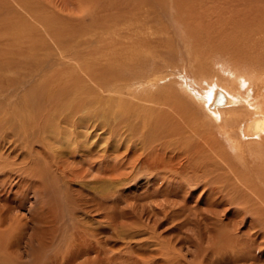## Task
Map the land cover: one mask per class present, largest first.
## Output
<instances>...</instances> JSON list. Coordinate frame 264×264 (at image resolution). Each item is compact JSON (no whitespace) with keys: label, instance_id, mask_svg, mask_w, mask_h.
<instances>
[{"label":"rangeland","instance_id":"rangeland-1","mask_svg":"<svg viewBox=\"0 0 264 264\" xmlns=\"http://www.w3.org/2000/svg\"><path fill=\"white\" fill-rule=\"evenodd\" d=\"M125 1L0 0L1 249H17L23 261L31 264H234L231 259L235 253L239 256L238 251L215 249L229 242L231 233L238 236L237 246L249 257L235 264H264V201H231L226 187L220 191L219 181L206 176L215 168H199L201 162L190 165L188 150L174 153L182 150L169 148L168 142L180 141L171 131L162 130L163 135L160 131V139L149 137L152 144L145 150L139 145L129 152L122 145L116 148L112 127L127 134L126 124L132 126L135 119L134 125L141 127L143 122L129 110V102L135 100L123 90L131 72L125 70L127 76L113 80L111 72L99 75L111 71L112 64L117 66L128 50L108 43L112 35L129 34L131 21L123 17L124 12L115 20L105 19L109 9L121 10ZM198 1L181 0L185 5ZM232 1L222 10L224 17L233 10L237 17L249 19L251 12L258 15L264 10V0ZM151 3L143 10L153 11ZM147 21L144 29L151 28L153 33L137 51L145 58L147 52L151 54L162 69L170 65L163 70L169 74L171 66L185 63L174 52L180 45L176 40L170 47L156 43L175 36L174 25L166 18ZM107 82L118 87L101 91L98 86ZM57 96L61 100L80 96L90 103L76 112L64 103L54 106L51 102ZM178 97L199 114L197 121L217 133V123L198 104L183 92ZM91 114L100 119L95 141L87 143L86 137L77 139L76 134L86 130L76 126L74 119ZM193 133L187 138L191 143L199 139ZM135 139L139 141L140 136ZM152 145L164 151L165 159L176 155L174 160L182 159L187 167L175 171L162 167L160 172L161 168L133 167V161L145 158ZM225 225L227 231H220ZM46 254L52 257L49 261Z\"/></svg>","mask_w":264,"mask_h":264},{"label":"bare ground","instance_id":"bare-ground-1","mask_svg":"<svg viewBox=\"0 0 264 264\" xmlns=\"http://www.w3.org/2000/svg\"><path fill=\"white\" fill-rule=\"evenodd\" d=\"M151 1L150 5H152L151 9L153 11H144ZM227 2L233 1L199 0L195 4L190 3L185 5V2L182 3L181 0H126L125 5H122L123 9L116 8L114 16L110 14L114 12L107 9L110 13H106V21L109 19L115 20L119 18L121 12H124L123 17L131 21L129 26H131L132 31L129 34L126 32L123 35L125 37H121V34L112 35V39L108 43L109 46L116 47L117 45H123L128 50H126L125 56H122L117 61L120 62L117 66L112 64V67H114H111V71H100L101 74L99 75L111 72V78L116 79L122 74L127 76L129 71L132 74L123 90L127 89V93L131 95V99L135 100L129 102L131 105L128 107L129 110L132 109L130 111H133L136 117L141 118L143 122H141V127L135 126L134 122L136 120L134 118L136 117H134V120L132 119V126H130V123L126 124L125 126L128 125L127 134L129 136L126 133H122L123 130L121 132H114L112 127L111 137L113 139L117 138L116 140H118L117 143L119 145L116 144L115 146L118 150L122 146H125V151L129 152L133 146L138 145L140 149L145 150L149 142L152 144L151 140L161 138H158L160 131L165 130V134L171 131L173 135L179 137L180 141L168 142V144H171L168 145L169 148L182 150L174 153H185L188 150L190 154L186 156V159L191 160L190 162L188 161L190 165L193 162H201L199 168L203 167L204 170L215 168L216 170L210 171L211 173L206 172L208 173L206 176L210 181L212 180L209 177L215 178V181L218 180L219 189L226 187V195L231 201H264V10L261 8L258 15H254L249 11L251 12L249 19L237 17L238 14L232 13L233 10L230 11L231 13L229 12L230 14L228 13L227 17H224L222 10L229 5ZM259 5L257 4V6ZM252 6L250 8L253 10ZM152 12L155 15H152ZM194 12L198 15H195V18H193ZM162 17H165L168 23L174 25L172 30L175 36L167 35L156 44L158 46L162 44L172 46L171 42L176 40L180 45V49L179 51L174 50V52H177L182 57L183 63L185 62L180 67H177L178 65L171 66L169 74L163 70L170 65H166L162 69L159 61L151 58V54L147 52L146 55L149 56L145 58L143 54L138 52V48H144L143 45L148 42V34L153 33L151 28L148 31L144 29L145 25L149 24L147 20L150 19L153 22L159 19L163 22L165 18ZM239 18L242 20H238ZM205 22H209L212 25H203ZM230 30L231 32H229ZM165 31H167V34L170 33L169 28H165ZM145 46H147L145 49L152 52V47L148 48V45ZM172 48L174 49V47ZM154 57H156L155 54ZM161 60L163 61V59ZM161 63L163 64V62ZM175 70L179 71L178 75L174 73ZM172 72L173 74H170ZM141 74L148 76L142 77L140 76ZM173 76L177 80H174L175 78L172 79ZM179 76L182 79L181 81L177 78ZM133 81H137V83L132 84ZM105 84L98 86L101 91H104L105 88L111 91L113 90L112 88L118 87L115 82H107ZM180 92L189 96L193 103L198 104L207 113V116L217 123V127H215L217 129L216 134L211 133L212 130L209 132L205 125L206 123L197 121L199 114L194 108L181 102V99L178 97ZM136 95L137 97H135ZM59 97H55L51 102L54 106H57L58 102L59 104L64 103L65 106L76 112L78 107H84L90 103L80 96L69 97L65 100H61ZM144 97H146L145 100ZM135 102L138 103L135 105ZM98 118L97 115L95 117L94 114H91L87 118L77 117L74 119L76 121L75 125L79 124L82 130H86L85 133H82V131L78 134L73 132L76 134V137L79 136L77 139L86 137L87 143H93L96 139L95 135H97ZM67 122L70 121L68 120ZM66 125L68 126L69 123ZM56 130L58 129L56 128ZM72 131L76 132V129H72ZM193 132L197 134L196 137H199V139L191 143L192 140L189 139V141L187 138H192ZM114 133H116L117 137L112 136ZM138 135L140 136L139 141L135 139ZM149 137L153 139L148 141ZM181 140L185 143H182ZM162 143L165 145V141ZM163 152L160 147L152 145L146 152L145 158L143 155L138 158V162L137 160L133 161V167L142 165V167H149V169L161 168L157 172H160L162 167L171 171H175L178 168H182L181 170H183V168L187 167L182 159V161H178L179 158L176 157L177 161L174 160V156L176 155L173 158L170 156L171 159H165ZM217 177L219 178L217 179ZM216 183L218 184V182ZM230 188H235L236 191L232 192ZM212 191L216 193V191ZM220 231H227L226 225L222 226ZM238 240L239 238L236 234L229 233V242L215 249L221 250L225 247L226 249H230V253L238 251L239 256L243 255V258H238L239 256H236L235 254L237 253H235L231 259L235 263L246 260L249 257L246 256L242 247L237 246ZM29 252L31 253V251ZM37 253L40 252L38 251ZM47 255L44 256L47 258ZM32 256L35 258L38 255ZM49 256L48 261L52 258ZM238 259L241 260L237 261ZM36 262H38V259ZM0 264L31 263L23 261L22 254L17 249H1L0 247Z\"/></svg>","mask_w":264,"mask_h":264}]
</instances>
